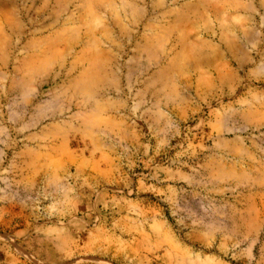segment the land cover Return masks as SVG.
<instances>
[{
	"label": "rangeland",
	"instance_id": "rangeland-1",
	"mask_svg": "<svg viewBox=\"0 0 264 264\" xmlns=\"http://www.w3.org/2000/svg\"><path fill=\"white\" fill-rule=\"evenodd\" d=\"M0 264H264V0H0Z\"/></svg>",
	"mask_w": 264,
	"mask_h": 264
}]
</instances>
